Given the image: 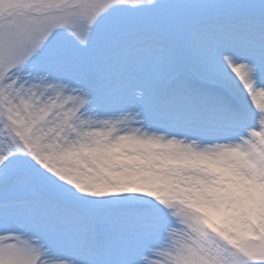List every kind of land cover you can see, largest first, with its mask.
<instances>
[{"label": "snow or ice", "instance_id": "snow-or-ice-1", "mask_svg": "<svg viewBox=\"0 0 264 264\" xmlns=\"http://www.w3.org/2000/svg\"><path fill=\"white\" fill-rule=\"evenodd\" d=\"M0 264H264V0H0Z\"/></svg>", "mask_w": 264, "mask_h": 264}]
</instances>
